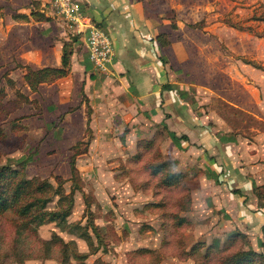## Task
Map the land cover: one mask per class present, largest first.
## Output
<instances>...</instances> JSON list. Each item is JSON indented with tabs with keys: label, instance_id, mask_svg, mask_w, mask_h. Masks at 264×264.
Returning <instances> with one entry per match:
<instances>
[{
	"label": "rangeland",
	"instance_id": "rangeland-1",
	"mask_svg": "<svg viewBox=\"0 0 264 264\" xmlns=\"http://www.w3.org/2000/svg\"><path fill=\"white\" fill-rule=\"evenodd\" d=\"M154 1L156 10L145 16L157 26L151 41L166 82L155 83L156 94L144 101L130 89L122 94L108 73L99 86L103 96L90 99L97 87L87 84L99 73L81 37L54 9L46 11L50 24L40 40L35 27L22 31L6 17L10 11H0V166L51 185L44 184L43 195L33 194L51 197L47 211L70 203L68 224L48 222L34 230L31 223L20 227L31 215L1 213L0 264H230L242 249L258 245L256 252L263 251L264 231L262 238L239 231L226 212L231 189L203 160L218 150L221 161L230 140L264 143V0ZM63 42L83 50L84 77L75 69L67 83L31 91L24 74L51 62L31 55L30 48ZM157 105L173 114L170 128L151 119ZM169 129L191 142L175 145ZM81 151L80 189L69 202L76 185L70 159ZM155 165L162 170L154 173ZM166 173L181 177L163 185ZM86 230L88 243L78 236ZM231 232L243 236L229 244ZM53 235L66 244L53 239L44 245ZM252 258L242 264H264Z\"/></svg>",
	"mask_w": 264,
	"mask_h": 264
},
{
	"label": "crops",
	"instance_id": "crops-1",
	"mask_svg": "<svg viewBox=\"0 0 264 264\" xmlns=\"http://www.w3.org/2000/svg\"><path fill=\"white\" fill-rule=\"evenodd\" d=\"M48 1L0 0V11H10L11 15L6 17L21 28L22 31L25 27H35L38 30L36 39L40 40L45 28H49L47 24H50V19L36 20L31 13H40V15L49 18V14L46 11H51L52 9L48 5ZM80 1L82 12L90 16L97 24H100L99 26L112 38L114 56L108 74H112L113 77L109 79H117L122 88V94L125 91L128 93L130 89L138 100L144 101L146 97L155 95L156 85L154 84H164L166 82V75L161 64L155 62L156 55L154 51L157 48L156 46L154 47L151 41L152 33H156L157 26L153 25L154 21L152 18L148 19L145 16V12L155 11L157 2L145 0L143 7L142 3H136L133 0ZM44 37L46 39L49 38V40L51 39L50 35H44ZM64 42L60 46H53V48L50 45L44 47L38 44L30 48L29 51L31 55L40 56L39 59L51 62V65L47 66L59 67L61 65ZM49 44L52 45V42ZM51 50H54V53ZM82 51L71 49L68 67L69 74L67 73L66 76L47 83V85L51 87L56 86L60 82L67 83L75 69L76 72L82 70L81 76L84 77L83 70L85 71L87 68L83 63H80L83 60ZM108 74L99 73V77L97 76L87 84V86H90V89H93L91 87L92 84L97 87L93 92H89L88 96L90 99L93 96H103L104 89L102 88V93L99 90L102 86L101 84L105 81L102 78L103 75L108 76ZM42 84L46 83H41L40 85ZM158 107L159 105H157V108L155 106L151 109V119L163 122L170 128L169 125L173 120V114H170L171 112L167 109L161 110ZM187 134L189 135V133ZM183 135L186 134L183 133ZM189 141L191 142V139L181 140V143H185L184 145H186ZM253 147L256 152L250 155L249 150H253L251 149ZM189 148L192 147L189 146ZM224 149L225 156L222 155L224 158H221V161L217 160L216 157L217 155L220 156V153L218 154V150H215L217 155L215 153L210 154L213 157L210 160L204 157L203 162L215 171L219 181L226 182L228 190L231 189L228 198L229 208L226 212L237 223L239 231L244 234L253 233L259 238H262L264 231V192L259 195L253 188L264 184V143H253L251 147L245 142L230 140L225 143ZM81 155L76 156V167L78 158ZM235 230L233 226V231ZM232 232L226 236H229ZM257 248H253V250L257 251Z\"/></svg>",
	"mask_w": 264,
	"mask_h": 264
},
{
	"label": "trees",
	"instance_id": "trees-1",
	"mask_svg": "<svg viewBox=\"0 0 264 264\" xmlns=\"http://www.w3.org/2000/svg\"><path fill=\"white\" fill-rule=\"evenodd\" d=\"M31 15L36 20H49V18L40 15V13L32 12ZM40 16V17H39ZM71 49L68 48L67 43L63 45L62 48V56H61V65L59 67H50L45 66L38 69H28V71L24 74L23 78L24 81L28 84L31 91H36L38 86L41 83H51L54 80L62 78L67 75L69 70V56H70ZM90 131V128L87 127ZM168 135L170 139L173 141L175 145H180L181 140H187L186 135H177L174 131L168 130ZM84 153L81 152H74L70 159V172H71V179L75 182L76 185L73 186L72 191L69 193L70 198L68 199L69 202L72 201L73 191L74 189H80V185L77 181V176L79 175L78 169L76 167V156L79 154ZM162 165H155L152 167V171L154 173L160 172L162 169ZM181 175L179 173H166L165 177L162 180L163 185L171 186L175 184L176 181L180 179ZM216 180L219 181L218 177L216 176ZM46 181H42L37 184L34 178L28 179L22 173H20L17 169L11 168L8 164L0 166V214L7 211L12 210L18 216L22 217L24 215L31 217L24 222L20 227H26L29 223L33 226L31 229H36L45 223L48 222H56L57 224L67 223L66 218L70 214V203H68L67 207L64 210L59 209L47 211V204L51 201V197L47 196L44 197H34V192H41L43 190V186ZM36 183V185H35ZM47 188H50L51 185L45 184ZM264 192V184L260 186ZM58 195L59 201L63 195H59V192L56 193ZM40 195H43L41 192ZM264 196V195H263ZM262 196V197H263ZM57 199V200H58ZM22 222V221H21ZM76 229L78 228L77 224L73 225ZM91 228V231L95 236L98 237L96 233V226L93 224L88 225ZM86 226H84L85 228ZM27 228V227H26ZM86 235H78L82 239H84L87 243L90 240V234L85 232ZM243 236L241 233H232L228 236V243L232 244L239 236ZM57 240L62 244H66L62 241L60 237L57 235H53L52 238L48 241H45L44 245H49L52 243L51 240ZM263 251L257 253L256 251L251 250H244L242 249L240 252H237L230 256L228 262L230 264H242V263H251L253 261L252 255L259 256L264 260V239L262 241ZM96 250V249H95ZM94 250V251H95ZM92 251L91 253H94Z\"/></svg>",
	"mask_w": 264,
	"mask_h": 264
},
{
	"label": "built area",
	"instance_id": "built-area-1",
	"mask_svg": "<svg viewBox=\"0 0 264 264\" xmlns=\"http://www.w3.org/2000/svg\"><path fill=\"white\" fill-rule=\"evenodd\" d=\"M51 9L68 22V26L84 41L92 69L107 74L114 56L110 35L81 9L80 0H49Z\"/></svg>",
	"mask_w": 264,
	"mask_h": 264
}]
</instances>
